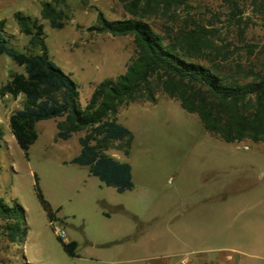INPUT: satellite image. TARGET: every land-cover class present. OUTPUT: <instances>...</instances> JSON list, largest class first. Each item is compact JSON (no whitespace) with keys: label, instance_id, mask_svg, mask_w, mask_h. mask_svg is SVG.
<instances>
[{"label":"rangeland","instance_id":"1","mask_svg":"<svg viewBox=\"0 0 264 264\" xmlns=\"http://www.w3.org/2000/svg\"><path fill=\"white\" fill-rule=\"evenodd\" d=\"M45 1L51 0H0L3 37L16 50L40 53L14 14L41 24L49 58L77 84L84 107L94 87L123 74L135 56L132 35L92 29L97 14L108 20L133 16L119 0H61L57 9L65 24L56 29L41 15ZM148 21L161 35L165 26L203 24L230 51L243 43L257 45L253 60H263L264 13L249 1L236 9L233 0H186ZM17 72L22 67L0 55V87ZM23 105L22 95H0V199L23 207L26 229L25 241L16 243L0 230V264H264V143H225L159 92L154 104L119 109L118 122L133 135L130 154L117 150V141L106 152L131 165L133 189L117 193L87 167L70 163L84 132L57 140L54 121H39L26 155L9 126L10 115ZM37 189L53 213L51 221ZM117 205L123 213L112 211ZM69 242H76L75 256L63 247Z\"/></svg>","mask_w":264,"mask_h":264},{"label":"trees","instance_id":"2","mask_svg":"<svg viewBox=\"0 0 264 264\" xmlns=\"http://www.w3.org/2000/svg\"><path fill=\"white\" fill-rule=\"evenodd\" d=\"M58 1L42 2L41 15L52 28L61 29L65 23ZM119 1L133 18L108 20L99 12L97 26L92 29L114 36L132 35L135 56L123 74L99 82L84 107L79 103L77 84L49 58L42 25L21 12L14 14L21 31L32 36L31 44L41 49L32 54L8 45L2 34L4 22L0 21V55L23 69L0 87V95L24 97L23 107L10 115L9 126L26 155L37 139L35 124L52 119L57 140L84 132L79 137L80 152L70 163L87 167L90 175L119 193L131 190V165L106 151L117 141V150L129 156L133 135L118 122V111L130 103L154 104L159 92L177 100L183 110L198 117L207 132L225 143H264V44L260 47L263 60L256 63L257 45L243 43L230 51L228 44H218L216 31L194 21L178 30L165 26L161 35L148 19L166 16L186 0ZM246 1L264 13V0H233V5L239 9ZM235 52L238 58L231 59ZM208 57L213 61L210 66L201 62ZM2 135L0 129V141ZM37 195L51 221L49 204L38 189ZM0 220L4 222L1 233L10 243L25 241V211L16 200L8 204L0 199ZM63 247L71 256L76 255V242L63 243Z\"/></svg>","mask_w":264,"mask_h":264},{"label":"crops","instance_id":"3","mask_svg":"<svg viewBox=\"0 0 264 264\" xmlns=\"http://www.w3.org/2000/svg\"><path fill=\"white\" fill-rule=\"evenodd\" d=\"M118 113H119V111H118ZM117 116H118V114H117ZM54 121V120H53ZM38 123V122H37ZM36 123V124H37ZM35 124V125H36ZM54 124H55V121H54ZM112 157H114L115 159H117V160H119V161H122V158H121V156L120 157H115V156H113V155H111ZM92 176V175H91ZM94 177V176H93ZM98 179V178H97ZM101 182V181H100ZM102 183V182H101ZM103 184V183H102ZM106 186V185H105ZM106 187H109V186H106ZM110 188H113V187H110ZM115 191H116V189L115 188H113ZM132 190V189H131ZM128 191H130V190H128ZM117 192V191H116ZM126 192V191H125ZM117 193H119V192H117ZM124 193V192H123ZM104 204V203H103ZM112 211L113 212H115V213H123L124 212V210H123V208H122V206L121 205H117V206H115V207H113L112 208ZM103 215H105L106 217H110L111 216V214L110 213H108V212H103Z\"/></svg>","mask_w":264,"mask_h":264},{"label":"built area","instance_id":"4","mask_svg":"<svg viewBox=\"0 0 264 264\" xmlns=\"http://www.w3.org/2000/svg\"><path fill=\"white\" fill-rule=\"evenodd\" d=\"M55 233L57 234V236L60 238V239H63V238H65V232H64V230H62V229H60V228H58V227H55Z\"/></svg>","mask_w":264,"mask_h":264}]
</instances>
